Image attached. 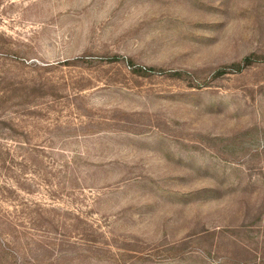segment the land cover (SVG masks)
I'll return each instance as SVG.
<instances>
[{"label":"rangeland","instance_id":"rangeland-1","mask_svg":"<svg viewBox=\"0 0 264 264\" xmlns=\"http://www.w3.org/2000/svg\"><path fill=\"white\" fill-rule=\"evenodd\" d=\"M252 54L264 0H0L9 262L264 264V61L215 76Z\"/></svg>","mask_w":264,"mask_h":264},{"label":"trees","instance_id":"trees-1","mask_svg":"<svg viewBox=\"0 0 264 264\" xmlns=\"http://www.w3.org/2000/svg\"><path fill=\"white\" fill-rule=\"evenodd\" d=\"M103 60L101 61H113V62H117V61H120V62H125V59L124 58H121L120 56H114L112 58H109V57H105V58H102ZM83 60V59H81ZM264 61V57L263 56H259V55H249L245 58H243L241 61L237 62V63H233L231 65H228V66H225V67H222L220 70L216 71L215 73V76L216 77H219V76H222L224 74H227V73H230V72H234V73H240L241 71H243L244 69L248 68V67H251L254 63H258V62H262ZM128 66L131 67V70L133 73H137L139 75H144V74H152V73H165L164 70L162 69H155V68H148V69H142V68H134V64L132 61L130 60H127L126 61ZM170 76H173V77H177V78H181L182 77V73L180 72H174L172 73ZM0 104H1V101H0ZM0 109H1V105H0ZM9 122L8 120L4 119L2 116H0V139H1V136L4 135L7 131H10L8 130L9 129ZM3 154V153H1ZM8 248V244L5 243L4 241H2V238L0 236V254H2L1 256V259H0V264H18V260L17 258H15L14 256L11 257V260L9 262L8 258L7 257V249ZM10 259V258H9ZM2 261H6L8 263H4Z\"/></svg>","mask_w":264,"mask_h":264}]
</instances>
